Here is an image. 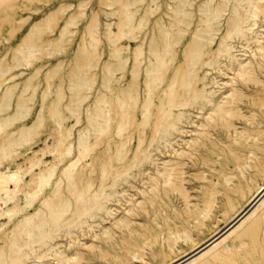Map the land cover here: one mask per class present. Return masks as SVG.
<instances>
[{
	"label": "bare ground",
	"instance_id": "6f19581e",
	"mask_svg": "<svg viewBox=\"0 0 264 264\" xmlns=\"http://www.w3.org/2000/svg\"><path fill=\"white\" fill-rule=\"evenodd\" d=\"M189 1L180 0L176 8L177 20H190L185 8ZM200 2L208 24L200 31L199 38H211L209 53L197 43L188 50L186 67L174 68L169 55L173 57L176 50L169 43L163 48L155 44L157 60L149 64L143 63V50L138 49L135 69L138 72L146 69L148 96L143 99L139 93L125 92L120 83L114 87L110 78L107 91H97V97L102 96L107 102L120 99V103H110L95 113L88 111V128L80 139L81 152H90L94 148L89 141L91 133L107 131L115 115L122 117L117 130L124 129L134 122L132 116L139 108L143 119L152 121L158 97L154 132L164 140L166 151H118L117 163L104 161L101 164L100 184L95 188L91 177L78 181L86 168L71 164L63 169V175L55 178L57 167L53 162L35 171L34 164L44 161L34 152L35 148L32 153L19 150L30 160L28 168L24 169L15 157V166L1 167L0 164V264H27L32 257H39V264H45L49 260L42 257L52 253L62 263L69 264L72 259L60 249L61 236L78 242L75 239L79 231L104 219L115 226L128 224L126 213L118 211L124 199L154 201L172 189H180L187 197L183 189L184 173L200 165L212 172L209 177L199 175L207 177L203 182L205 199L200 205L201 212L209 214L217 201L229 204L235 211L219 230L164 264H238L224 251L229 236L234 239L232 246L246 239L250 242L242 250L247 264H264V138H259L262 130L252 125L264 105V3L257 0ZM228 8L231 9L227 17L230 33L222 36L219 17ZM128 11L127 20H130L132 12ZM121 24L127 25V22ZM116 48L121 51L123 45ZM33 50L28 47L27 54ZM120 59V65L126 66L125 60ZM169 78L172 79L165 86ZM24 96L21 90L17 99ZM18 107L20 116L27 104L22 102ZM1 111L0 137L5 122L11 120ZM26 125L19 127L20 133L23 131L22 140L27 135ZM15 131L9 129L11 134ZM14 140L9 136V142L2 146L9 150L0 152V161L2 154H12ZM55 149L56 156L62 158L71 147L61 137ZM28 171H31L29 178L25 177ZM29 185L31 189L27 188ZM128 188L134 191L131 195L127 193ZM22 190L24 200L20 199ZM134 206L130 203L124 209L133 211ZM168 227L173 232L178 224L169 223ZM105 231L110 234L108 229ZM172 232L168 235L170 243L174 241Z\"/></svg>",
	"mask_w": 264,
	"mask_h": 264
},
{
	"label": "rangeland",
	"instance_id": "374dc122",
	"mask_svg": "<svg viewBox=\"0 0 264 264\" xmlns=\"http://www.w3.org/2000/svg\"><path fill=\"white\" fill-rule=\"evenodd\" d=\"M125 1L0 0V109L11 119L5 122L2 130L0 152L9 150L2 147L9 142V136L15 138L12 154L1 155V167L15 166L18 161L24 169L28 168L30 160L22 151L32 153L35 148L34 152L44 160L34 164L35 171L53 162L57 167L55 178H58L64 174L65 167L75 164L77 168H86L78 181L91 177L96 188L100 184L101 164L104 161L117 163L118 151H166L164 140L154 132L155 112L160 103L156 97L152 121H145L139 108L132 116L134 122L118 131V121L122 117L115 115L110 119L107 131L90 134L89 141L94 148L85 154L81 152L80 139L88 128V111L95 113L110 103H120V99L107 102L101 99L102 96L97 97V91H107L110 78L114 87L120 83L125 92L139 93L143 99L148 96L146 69L140 72L135 69L138 49L143 50V63L149 64L157 60L155 44L163 48L169 43L176 50L173 57L169 55V61L174 68H185L188 50L197 43L208 53L211 47V38H199L200 31L208 24L199 6L201 0H190L185 6L188 22L175 17L180 0ZM257 1L264 3V0ZM128 9L132 12L130 20H127ZM230 13L228 8L219 17L222 36L230 33L231 25L227 20ZM124 21L127 25L121 24ZM213 33L214 30L211 35ZM122 45L119 51L116 47ZM28 47L34 49L30 54H27ZM120 58L125 60L126 66L120 65ZM171 79L166 80L165 86ZM21 90L25 96L19 100L17 96ZM11 93L12 105L9 107ZM22 102L27 107L18 116V105ZM262 108L252 123L262 130L259 138H264V105ZM1 119L0 123H3ZM24 123L28 129L22 140L20 134L23 131L20 133L19 127ZM9 129L16 131L11 134ZM249 133L251 136L252 131ZM61 137L71 147L62 158L55 154V145ZM200 174L209 177L212 172L200 165L184 173L183 189L187 197L180 189H172L154 201L139 198L118 202V211L126 213L128 224L115 226L104 219L79 231L75 239L78 242L61 236L60 249L72 259L69 264H164L205 240L219 230L235 210L216 200V207L209 214L201 212L200 205L205 199L203 182L207 177L201 178ZM30 175L31 171H28L25 177ZM133 192L127 189L128 195ZM20 199H25L23 190ZM238 202L237 197L235 203ZM130 203L135 205L133 211L124 209ZM169 223L178 224V227H173L172 232ZM169 232L174 237L172 243ZM233 240L232 236L226 239L224 244L228 247L224 251L238 264H247L242 250L250 242L246 239L244 243L232 246ZM42 258L49 260L45 264H64L53 253ZM39 260V257H32L27 264H39Z\"/></svg>",
	"mask_w": 264,
	"mask_h": 264
}]
</instances>
